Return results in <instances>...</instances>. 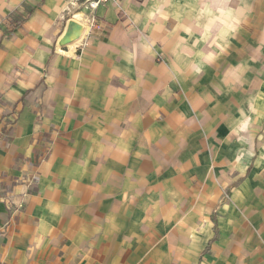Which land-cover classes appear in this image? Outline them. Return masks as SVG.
<instances>
[{"label": "crops", "instance_id": "crops-1", "mask_svg": "<svg viewBox=\"0 0 264 264\" xmlns=\"http://www.w3.org/2000/svg\"><path fill=\"white\" fill-rule=\"evenodd\" d=\"M84 3L0 0V264H264V0Z\"/></svg>", "mask_w": 264, "mask_h": 264}, {"label": "water", "instance_id": "water-1", "mask_svg": "<svg viewBox=\"0 0 264 264\" xmlns=\"http://www.w3.org/2000/svg\"><path fill=\"white\" fill-rule=\"evenodd\" d=\"M85 32V25L75 19H70L67 29L59 41L60 46H67L78 41Z\"/></svg>", "mask_w": 264, "mask_h": 264}, {"label": "rangeland", "instance_id": "rangeland-1", "mask_svg": "<svg viewBox=\"0 0 264 264\" xmlns=\"http://www.w3.org/2000/svg\"><path fill=\"white\" fill-rule=\"evenodd\" d=\"M218 189H220V187L218 186ZM210 209H204L203 208V213L201 214V227H202V231L203 233L210 227V222H209V215H210ZM209 211V212H207Z\"/></svg>", "mask_w": 264, "mask_h": 264}, {"label": "built area", "instance_id": "built-area-1", "mask_svg": "<svg viewBox=\"0 0 264 264\" xmlns=\"http://www.w3.org/2000/svg\"><path fill=\"white\" fill-rule=\"evenodd\" d=\"M111 0H85L84 7L90 9H97L101 4L107 3Z\"/></svg>", "mask_w": 264, "mask_h": 264}, {"label": "trees", "instance_id": "trees-1", "mask_svg": "<svg viewBox=\"0 0 264 264\" xmlns=\"http://www.w3.org/2000/svg\"><path fill=\"white\" fill-rule=\"evenodd\" d=\"M10 18H11V20H10ZM8 20L9 21H11V27H10V31H13V30H15L16 28H18L19 26H20V22H14L13 20H12V17H8ZM207 251H209V247H207L206 249H205V252H207Z\"/></svg>", "mask_w": 264, "mask_h": 264}, {"label": "bare ground", "instance_id": "bare-ground-1", "mask_svg": "<svg viewBox=\"0 0 264 264\" xmlns=\"http://www.w3.org/2000/svg\"><path fill=\"white\" fill-rule=\"evenodd\" d=\"M79 16V15H78Z\"/></svg>", "mask_w": 264, "mask_h": 264}]
</instances>
